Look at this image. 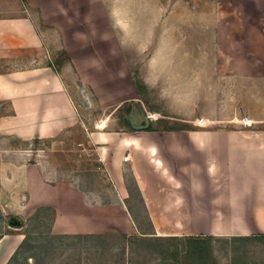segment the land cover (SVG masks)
<instances>
[{
	"label": "rangeland",
	"instance_id": "374dc122",
	"mask_svg": "<svg viewBox=\"0 0 264 264\" xmlns=\"http://www.w3.org/2000/svg\"><path fill=\"white\" fill-rule=\"evenodd\" d=\"M69 1L63 10L72 9L74 26L64 31L65 38L83 37L94 45L84 56L79 52L71 60L68 41L37 21L44 31L46 59L33 62L32 67L50 66L63 75L77 108V126L51 140L28 141L0 133V154L21 163H41L52 181L63 178L81 191V199H92L93 207L115 204L123 196L133 221L113 229L101 224L91 234L63 237L51 230L53 208L38 207V214L36 208L31 218H21L20 227H12L8 222L13 215L0 205V238L13 232L30 238L10 264H205L189 233L211 227L154 225L152 217L166 219L168 205L163 197L179 191L183 202L188 197L181 192L185 186L205 183L202 159L195 161L194 152L174 154L170 143L200 132L264 130V79L257 76L249 81L237 74L233 64L241 27L232 28L229 13L245 8L243 3L81 0L77 7L74 0ZM85 22L87 30L81 28ZM106 43L115 54L109 61L104 55ZM115 67L125 75L119 77ZM261 69L253 72L261 74ZM100 70L106 80L98 74ZM128 105L127 116L123 108ZM11 112L0 104V119ZM120 116L132 126L148 120L151 128L129 131ZM120 141L128 146L119 145ZM131 144H139L143 152L136 153ZM50 233L59 238L50 240ZM78 235L90 236L74 237ZM210 248L207 264H264V241L257 238H211Z\"/></svg>",
	"mask_w": 264,
	"mask_h": 264
},
{
	"label": "crops",
	"instance_id": "0c3cea01",
	"mask_svg": "<svg viewBox=\"0 0 264 264\" xmlns=\"http://www.w3.org/2000/svg\"><path fill=\"white\" fill-rule=\"evenodd\" d=\"M74 1L77 7L81 5V0ZM236 1L242 2L245 8L229 13L232 28L241 27L237 30L239 38L234 45L237 56L233 64L238 67L237 74L249 81L257 76L264 79V0ZM65 2L70 4L69 0H0V104L12 111L10 116L0 119V133L21 136L28 141L51 140L77 126V108L63 75L56 74L50 66L32 67L40 59H46L44 31L39 30L37 21L68 41L67 54L71 60L79 52L84 56L94 45L83 37L80 41H75L73 35L65 38L64 31L74 26L70 22V16L74 19L72 9L63 10ZM81 28L87 30V23ZM106 45L104 55L109 61L115 54L108 47L110 44ZM17 65L22 68H15ZM66 66L69 68V64ZM255 69H261V74H255ZM115 72L119 77L125 75L117 67ZM98 74L106 80L103 70ZM119 145L128 146L123 141ZM169 145L174 154L185 156L194 152L195 161L198 157L202 159L199 162L206 171L205 183L197 185L200 181H195L193 186H185L181 192L188 197L183 202L177 195L179 191L163 197L168 205L167 217L161 221L152 217L154 225L209 226L207 231L189 234L236 241L264 236V130L230 134L200 132L196 137ZM129 147L136 153L143 152L139 144ZM153 155L148 153L150 158ZM47 173L50 174L41 163H21L0 154V205L19 218L31 216L41 206L53 208L56 214L51 230L54 234H91L101 224L113 229L133 221L123 196L115 204L93 207L92 199H81L79 189L71 187L63 178L52 181ZM135 177L141 183L140 177ZM81 200H84L83 209ZM22 239L18 232L0 238V264H6Z\"/></svg>",
	"mask_w": 264,
	"mask_h": 264
},
{
	"label": "trees",
	"instance_id": "16d2710c",
	"mask_svg": "<svg viewBox=\"0 0 264 264\" xmlns=\"http://www.w3.org/2000/svg\"><path fill=\"white\" fill-rule=\"evenodd\" d=\"M57 65H60V63H58ZM123 113L127 114V116L131 113V107L130 105H128L127 107L123 108ZM120 123L123 124L124 128L128 129L129 131H135V129L131 126V123L123 116H120ZM151 125H149V127L146 129H150ZM172 130V129H170ZM41 210L44 209L42 207H40ZM40 208L35 210V214L39 213ZM40 210V211H41ZM33 216V215H32ZM30 216V218L32 217ZM9 225L12 227H20L23 223V221L21 220V218L17 217V216H11L9 219ZM24 235V238L22 240V243L19 245V247L16 249V251L12 254L10 260L6 263V264H10L12 261V259H14L19 250L21 249V246L24 245L28 240H30V238L28 237V235H26L25 233H22ZM71 235H63V237H70ZM81 236H90V235H78V236H74V237H81ZM56 238H59L58 235H53L50 233L49 235V239L50 240H55ZM190 240H194L197 241L198 243V248L196 249V252H200L201 254V260L206 263L207 261V257H210V240H211V236H189ZM257 239L260 240H264V236H258L256 237ZM29 248H31L30 244H29ZM35 256H31V258H34Z\"/></svg>",
	"mask_w": 264,
	"mask_h": 264
},
{
	"label": "water",
	"instance_id": "95a60500",
	"mask_svg": "<svg viewBox=\"0 0 264 264\" xmlns=\"http://www.w3.org/2000/svg\"><path fill=\"white\" fill-rule=\"evenodd\" d=\"M149 118V117H148ZM150 125V121L146 120L144 125H137V126H132L136 131H144L146 130Z\"/></svg>",
	"mask_w": 264,
	"mask_h": 264
},
{
	"label": "bare ground",
	"instance_id": "6f19581e",
	"mask_svg": "<svg viewBox=\"0 0 264 264\" xmlns=\"http://www.w3.org/2000/svg\"><path fill=\"white\" fill-rule=\"evenodd\" d=\"M135 138V137H134ZM135 143H137V141H135ZM237 195V194H236ZM232 198V197H231ZM223 200H225V199H223ZM230 201V200H229ZM228 204V203H227Z\"/></svg>",
	"mask_w": 264,
	"mask_h": 264
}]
</instances>
